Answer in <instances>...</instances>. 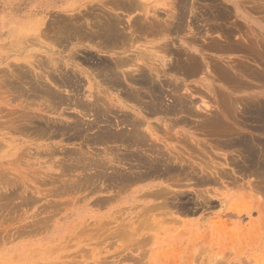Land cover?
<instances>
[{
	"label": "rangeland",
	"instance_id": "obj_1",
	"mask_svg": "<svg viewBox=\"0 0 264 264\" xmlns=\"http://www.w3.org/2000/svg\"><path fill=\"white\" fill-rule=\"evenodd\" d=\"M88 1L89 0H0V73L2 72L1 74H7L17 64L22 62L24 63V59L28 57L37 58L39 55H41L40 52L42 50L40 48L45 42L42 34L38 33L41 28V24H49L55 20L58 15H62L69 10L76 8L83 10L86 7H90L88 4L93 5L90 1V3ZM147 1L149 2V6L147 5L148 8L150 10L154 8V11L156 12L160 10V13L157 12V14L161 15L163 14L161 13V7H166V4V8L170 6V3H167L166 0ZM167 1L169 2V0ZM193 4H195L194 7L196 6V9L193 8L194 12L190 13L194 16L191 15L189 17L190 14L187 13L188 17H185V32L183 29L181 34L180 32L178 35L175 33L169 34L166 41L168 44H170V47H168L170 49L172 48L171 52L174 53L171 56L168 55L169 65L173 63V67L179 65L181 68L186 69L188 63L184 65L185 62L183 61L185 56H181V52H179L180 44H183L184 47H192L191 49H188L189 52H184V55L187 57L189 56L188 54H193V59L198 62L196 64L197 67L195 68L196 70L193 69L194 71L191 68L188 69L187 67L183 75L181 73L176 75L174 73L170 74L172 78L169 77L171 80L169 82H177L176 84L180 85L179 87L182 90L179 89V91H177L178 93L175 92L173 94V92L170 90V87H165L164 95L160 97V99L163 98V104L161 103L160 106L162 105L165 107L167 105L174 104L176 96H179L186 99L189 98V101H187L186 105H190L189 107L192 106V109L194 110L196 109V106L199 105L201 109H198V111H200L199 113L202 112L203 115H205V112L207 111H209L208 115H212L214 112V115H217L220 110H223L226 113V110L229 109L227 110V113L224 114L225 122L228 124L229 128H234V130H237L240 127L239 130L241 129L244 131L243 128L247 127L244 129L245 133H248L250 132L249 128L252 125V120L250 117L243 114L242 109L243 107L245 108L247 106V104H244L248 103L251 98L255 100V95L264 94V80L260 81V78L256 79V77L251 74L253 71H255L261 75H264V0H195ZM212 8L215 9L212 10ZM187 18L189 19L187 20ZM159 39V36H155V34H151V36L148 35V38L145 40L148 42L146 46L150 48L151 45H157V43L161 42ZM141 41L143 42L144 40ZM141 41L140 43H142ZM192 41L195 43H192ZM249 47L251 49H249ZM95 58L97 57L95 56ZM182 59L183 61H180L181 64L177 63ZM246 66L249 67V69L246 68ZM219 68L222 69V71L226 70L225 72L228 73L220 71ZM229 73H233L234 75L231 74L233 77L240 79V81L235 80L236 83L233 81L236 84L234 86V83L230 82L235 78L231 79L232 76L230 77L229 75L230 79H228L230 81V85H232L231 88L227 83V78L223 75ZM220 77L224 79H221ZM163 80H165V78H163ZM168 80H166V82ZM241 80L244 81V84L241 82ZM238 82H241L242 85ZM5 85L6 84L2 83L0 79V136L2 133L3 135L1 137L4 138H9V135H11V137L23 141L24 144L20 147V150L16 152V155H12L13 150H11V148L4 147L3 143H0V162L2 161L1 164L5 162V164L9 167L8 169L6 165L4 166L5 168L7 167V169L4 170L6 176H4L5 178H3V176L0 177V180H2L0 181V187L4 186V184H2L3 182L8 183L11 179H14L15 175L13 174L20 173L25 177L27 189L30 191L34 189L38 192V195L36 193L34 195L32 194L34 199L33 201H28L29 203L25 202L26 200L23 201L21 198H15L11 200L4 199L6 203L7 201L9 202L6 204L5 201L0 198V264H264V209L261 210V215H258V213L255 211L257 206L264 208L261 207L264 206L261 205V203L264 204V199H261L264 197H261L257 194L246 196V191L244 192V190H239L238 188H235L231 185L228 186L227 183H219L221 185L217 184L212 186H194L191 182H188L184 184L183 187H178L177 189L183 191L184 196L181 198V200L185 203V205H181L182 207L179 209V211H176L175 209L174 213L172 211V213L168 211L165 212L159 208L158 210L154 209V211H152L153 213L151 212V218L154 219V221L152 222V220H149L148 223H146V226H144V223L147 221L143 220L145 207L153 203L154 199L142 196L141 192L134 193L137 188H141V186H143L145 183H138L135 184V187L133 186L131 188H125L119 191L112 189L108 190V192L102 191L95 192L96 194L90 193V195L87 191L76 192L75 194H69L70 197L67 195H61L62 197H59L60 200H58L59 198L57 197L49 198L48 196L44 198L43 196L51 191L52 186H50V184H48L49 186L47 184L42 185V177L39 176H43V172H48L49 174L54 173V175L52 174V177L57 178L58 165H61L60 162L63 163V150L66 151V148L67 151L68 149L71 151H73V148L74 150L75 148L77 149L80 141L72 139L71 134H65V136L58 135V137L57 135L53 134V138L52 133H50V137H48V135L39 137L36 131H38L39 126H43V122H45L44 120H51V122L53 121L52 123H56L58 126L61 124L60 120L63 124L68 121L67 116H65V114L64 116H58L57 114L38 113L34 115L33 118L31 116L33 112H35L33 109L36 107L35 104L26 96L20 97V95H18L20 99L15 97L17 92L13 89L11 91ZM238 85H241L240 87L242 88H240ZM117 92L114 91L113 94H118ZM219 92L220 94H218ZM221 93L226 95L223 96L228 98L227 101H223L224 98L221 96ZM141 95H143L144 98L136 101L133 104L136 105L135 107L140 108V106L143 107L144 105H152L149 96L145 94L144 90H142ZM12 98L17 99V101L13 100ZM263 100L264 98H262V101ZM26 101L28 103V107H26ZM202 101L206 103L208 108H205V105H203ZM233 101H235L237 105L236 103L234 105ZM16 104L19 105L16 106ZM31 104L33 106H30ZM222 105L223 107L228 106L229 108H223ZM231 105L233 107H231ZM20 106L21 108L22 106H25L26 109L29 108V110L26 111L29 114L32 113L30 119L32 120L33 118L31 123H33L32 125L34 126L33 127L32 125H29V129L27 130L29 132L26 131L27 133L25 132L22 134L19 132V134L16 133L17 131L10 129L9 127H4L8 126V121H13L14 117H17L18 114H20L18 113L20 110L22 111V109H24V107L21 109ZM60 109L61 108H59L58 111ZM177 109L176 112H179L177 115L171 113L168 116L166 113H159L155 115L152 114L151 116V114L149 115L147 112L144 114L143 111H140V114L146 117V119L153 126L155 125L154 127H158V136H162L159 137L165 140L167 144L176 146L175 148H178L180 152L182 151L181 153H184V156H197V158L203 161L215 159L217 162H222L223 160L221 161V159H219L221 157V152L217 150V147L214 144L215 141H212L214 139V137H212L213 135L207 131L206 133L204 128L202 129V125L201 128L199 127L198 123H200V120L198 121L197 118L192 117V115L189 113L188 115L184 113L186 111L183 112ZM235 110L236 113H234ZM25 112V115L28 114ZM65 112L67 115L69 114L68 116L74 115L78 117L74 111L73 113L72 111ZM113 112H111V115L110 113L109 115L107 114L109 118L106 117L107 115L105 116L108 121L113 122V120L116 119L114 117L120 115L118 110ZM122 113L123 111L121 114ZM126 113L129 115L133 114L132 112ZM39 114L43 115L40 116ZM202 114H200V116ZM37 115H39L38 118L41 119H38ZM226 115H228V117ZM35 117L36 121H34ZM105 117L102 118V120L105 119ZM138 117H141V115ZM241 118H244V120ZM19 119L20 118H17L15 120ZM92 119L93 117L89 116L83 120L89 122ZM28 120L29 118L27 121ZM56 120L59 122H56ZM173 120L178 122L175 123ZM69 121H71V118H69ZM41 122L42 124H40ZM26 124L28 125V123ZM230 125L233 127H230ZM7 128L9 129L7 130ZM9 130L11 132L13 131L12 133L15 131L16 134H12ZM93 131L87 132L88 135H93ZM178 132L181 134L183 133L184 136L180 135L182 138L180 136L177 137L176 134L179 135ZM46 133H48V131ZM25 134L27 135L25 136ZM82 147H84V145ZM51 148L53 149L54 153L50 151ZM102 148L104 147L92 146L90 152H98L99 150L101 151ZM48 149L50 150L48 151ZM84 149L86 151V148ZM27 150L30 151V154L27 153ZM46 152H49L52 155L48 153L45 154ZM190 152H192V154ZM40 153H42V155L44 154V156H42ZM217 153H219V155H217ZM46 155L51 156L47 157ZM201 157L206 158L204 160ZM11 161L12 164L16 165H14L15 167L8 163ZM225 169H227L229 173H232L231 168ZM232 175L234 177L238 176L236 174ZM58 178H60V176ZM46 189L50 191L47 190V192ZM192 189L195 191L198 190V193L200 192L199 190L208 192L209 198L213 195H219V197L215 199L211 198L212 206L207 208L204 207L201 202H197L196 204ZM116 191L118 192L116 193ZM114 193L117 195H114ZM28 194H30V192ZM85 194L86 196H82ZM104 196H110L109 198L111 201L106 203L104 207H98V205L96 206V197L104 198ZM259 197H261V200L258 199ZM218 199H221V201L224 199V202L222 201L223 204L219 203ZM22 201L25 203V205ZM244 202L250 204V207H254V212L251 211V220L255 221L253 222L254 224H249L250 220L244 213H241L240 215H237V212L235 213V210L238 211L239 207L245 210L244 206L247 204ZM50 203L53 204L55 209L58 205V208L55 211L51 210L54 207ZM46 204H50L51 206H47ZM252 204L254 205L252 206ZM19 206L21 209L18 208ZM193 207H196V210H193ZM140 213L141 215H138ZM136 218L138 219L136 220ZM160 219L162 221H166H164L165 224H163L164 226H162V229L160 227V229L157 230L158 228H153L155 226H153V223L155 221L158 222ZM109 220L119 223H124L126 221L132 222L136 220V223L141 221L140 223H143L144 227L138 222L140 224V233L136 231L138 233L137 234L135 231H133L134 234L131 235V232H129L130 234L126 233L128 237L125 238V234L123 236V234L119 235L114 233L116 235H113V232L111 233L110 228L114 226L113 224L115 223H109ZM239 220L243 226V232L241 229L236 227L237 223H239ZM99 221L101 223H99ZM103 222L106 223V225L103 226ZM150 222H152L151 226L148 225ZM30 223L33 224L31 225ZM95 223L100 225L96 226ZM255 224H257V226ZM95 226L101 229L96 230ZM102 226L104 228H102ZM149 226L150 229L147 228ZM27 227H30L29 230ZM87 227H89L90 230ZM105 227H108L109 229H105ZM249 228H252V230ZM104 230L107 231H105L106 234L104 233ZM197 236L199 238H197ZM144 239L146 240L145 242H143ZM194 244H196L195 246L196 250L198 249V252H195L196 250L193 248ZM191 249H193L192 252L195 250V255L192 254V252L188 255L187 252H190ZM191 255L194 257L192 256L191 258Z\"/></svg>",
	"mask_w": 264,
	"mask_h": 264
},
{
	"label": "bare ground",
	"instance_id": "obj_2",
	"mask_svg": "<svg viewBox=\"0 0 264 264\" xmlns=\"http://www.w3.org/2000/svg\"><path fill=\"white\" fill-rule=\"evenodd\" d=\"M89 1L93 4V5L88 4L90 7H86L83 10L80 8L69 10L62 15H58L57 18L55 17L56 19L50 22L49 24H41V28L40 30L38 29L39 30L38 33L42 34L45 40L44 45H42V47L40 48L42 50L40 52L41 55H39L37 58L28 57L24 59V63L22 62L17 64L7 74H1L2 72L0 73L1 82L5 83L6 84L5 86H7L11 91L13 89L17 92L15 97H18V95H20V97L26 96L36 106L35 108H33L35 112L32 111L33 114L30 112L32 114L31 116V114L27 112L29 108L26 109V107H28V103L26 101L25 103H27V106L26 107L22 106V108L24 107V109H22L20 106L22 111L20 110L18 112L20 114H18L17 117H14L13 121L12 120L11 122L8 121L9 124L5 121L8 124V126H4L5 128L9 127L10 129H14L15 131H17L16 133L19 132L20 134H22L29 129L28 128L29 125L33 124L31 123V121L34 118V115L38 113L57 114L58 116H64L65 114V116H67L68 121L65 122L64 124L62 123L61 120H60L61 124L59 123L60 125L58 126L56 123H55L56 125L52 123L53 121L51 122L50 119H49L50 121L44 120L45 122L42 121L44 123L42 127L40 126L38 127L37 125L38 131H36V133L39 135V137L40 136L43 137L46 135L50 137V133H52V136L53 134L57 135V137L58 135L65 136V134L67 135L71 134L72 139L76 141H80V144L77 149L75 148L74 150L73 148V151L69 149L67 151L66 148L67 152L63 150L64 152L62 154L64 155L63 158L61 157L63 163L60 162L61 165H58V177L60 176V178L58 177L53 178L52 174L54 175V173L49 174L48 172L45 173L43 172V176H39L42 177V185L50 184V186L52 187L55 185L53 188L51 187V191L46 189V191L48 190L50 192L45 194L43 197L45 198L49 196V198L50 197L59 198L66 195L70 197L69 194L71 193L75 194L76 192H82V191L83 192L87 191L90 195V193L94 194L95 192H102V191L108 192V190H112V189H116L119 191L125 188H131L133 186L135 187V184L138 183L141 184L145 183L143 186L140 185L141 188L139 187L137 188V190H135L136 188L134 189L135 190L134 193L141 192L142 196L154 199L153 203L145 207V211H144L145 213L143 214L144 216L143 220L147 221L144 223L145 225L143 223H140L141 221H138L142 226L143 225L146 226V223H148L149 220L150 221L152 220V222L154 221V219L151 218V214L153 213L152 211H154V209L158 210L159 208L164 210L165 212L168 211L170 213L172 212L174 213L175 209L176 211H179V209L182 207L181 205H185V203L182 202L181 200V198L184 196L183 191H180L177 188L183 187V185L188 182L189 183L191 182L194 186H199V185L212 186V185H217L219 183L221 184L227 183L228 186L231 185L234 186L235 188H238L239 190L242 191L244 190V192L246 191L245 192L246 196L247 195L252 196L253 194L255 195L257 194L261 197H264V138H263L264 137V102H263L264 100L262 101V98H264V94L255 95L256 96L255 100L251 98V100H249L248 103L244 102L245 103L244 105L247 104V106L245 108L243 107L242 109L243 114L250 117V119L252 120L251 121L252 125L249 128L250 132L247 131L248 133H245V129L247 127H244L245 129L242 127L244 131H242L241 129L239 130L240 127L237 130L236 129L234 130V128L231 129L229 128L224 118V114H226L227 110L229 109L226 110V113L223 110H220V112L217 115L216 114L214 115L215 112L212 115H208L209 111H207L205 112V115H203L202 112L199 113L200 111H198V109L199 110L201 109L199 105L196 106V109L194 110L192 109V106L189 107L190 105L189 106L186 105L187 101H189L188 100L189 98L186 99L184 97H179V96L177 97L176 95H175L176 99L174 100L175 101L174 104L171 103L172 105H167L165 107H163L162 105L160 106V104L163 101V98H161L162 99L161 100L160 97L164 95L165 87L168 88L170 87V90L171 92H173V94L175 92L178 93L177 91L181 89L179 87L180 85L176 84L177 82H172L174 84L169 82L171 81L170 78H172L170 74L174 73L176 75L178 73H181L183 75L187 67L188 69L191 68L192 70L193 69L196 70L195 68L197 67L196 64L198 62L195 59H193L192 57L193 54L192 55L188 54L189 56L187 57L186 55H184L185 54L184 52L188 51V49H191L192 47H188V46L184 47L183 44H180L179 52H181L180 55L185 56V58L184 61L182 59L179 60V62L177 63L181 64L180 61L185 62L184 65L188 63L187 67L184 66L186 67V69L181 68V66L176 64H175L176 67H173L172 65L173 63L172 64L170 63L171 65H169L168 55L171 56L174 53L171 52L172 48L171 49L169 48L170 44H168V42L166 41L169 34L175 33L178 35L179 32L181 34L182 30L184 29V24L186 19L185 17L186 16L188 17L187 13L189 14L193 13L194 12L193 8L196 9V6L194 7L195 4H193L195 0H191V1L169 0V2L166 0L167 3H170V6L166 8L167 7L166 4V7L164 6H163L164 8L161 7V13H163L162 15L157 14V12L160 13V10L156 12L154 11V8H152L151 10L153 11H151L148 8L149 2L147 0H89ZM214 9L212 8V10ZM191 15L193 14H190L189 17ZM188 19L189 18H187V20ZM151 34L152 35L155 34V36L156 35L159 36L160 38L159 40L161 42L157 43V45L155 46L149 44L151 45V47L149 48L146 46L148 42H146L145 40L148 38V35L151 36ZM141 40H144L143 41L144 43ZM140 41L142 43H140ZM192 43L195 42L192 41ZM250 47L249 49H251ZM95 56L97 58H95ZM246 68L249 69V67L247 66ZM220 71H222V69H220ZM231 74L230 73L223 74L227 78L228 82L226 80L225 81L229 85L230 83H234L233 81L235 80L240 81V79H237V77H233L234 74L233 75ZM251 74H253V76L256 77V79L260 78V81L264 80L263 74L261 75L255 71H253ZM229 75L230 77L232 76L231 79L235 78L231 82L229 81L230 79ZM163 78H165V80H163ZM166 80L168 81L166 82ZM241 82H243L244 84V81L241 80ZM235 83L233 84L234 86L236 85ZM231 86L232 85H230V88ZM142 90H144L145 94L149 96L152 105L143 104L144 105L143 107L140 106V108H137L135 107L136 105L133 104L136 101L144 98V96L141 95ZM114 91L116 92L118 91L117 92L118 94H113ZM218 94H220V92ZM223 95L224 94L221 95L224 98L223 101H227L228 98L224 97L226 95L224 96ZM13 100L17 101V99H13ZM202 102L203 105H205V108H208L206 106V103L204 101ZM233 102L235 105L236 102L235 101ZM32 104L30 106L34 105ZM18 105L16 104V106ZM232 105L231 107H233ZM227 107L224 106L223 108H227ZM59 108L61 109L58 111ZM116 109L118 110L121 116L116 114L117 116L114 117L116 119H114L113 122L108 121L106 117L109 118L108 116L109 113L111 115V112L117 111ZM176 109L183 112L186 111L184 113H186L187 115L189 113L190 115H192V117L197 118L198 121L200 120L199 121L200 123H198L199 127L201 128L202 125V129L204 128L205 132L207 131L208 133H211V135H213L212 137H214V139L212 141H215L214 144L217 147V150L221 152L220 153L221 157L219 159H221V161L223 160L222 162H220L219 160H218L219 162H217L215 159L208 160V158H207L208 161H203L197 158V156L196 157L184 156L183 155L184 153L183 154L181 153L182 151L180 152L178 148H175L176 146L167 144L165 140L161 138L162 137L161 135H159L161 136L159 137L158 127L157 128L154 127L155 125L153 126L146 119V117L140 114V111L141 112L143 111L144 114L147 112V114L149 115L151 114V116L152 114L155 115L159 113H166L168 114V116L171 113L177 115V113L179 112L178 111L176 112ZM25 111L29 115L26 114L27 115L26 116L24 114ZM65 111H72V113L74 111L78 115V117L74 115H73L74 117L71 115L68 116L69 114L67 115ZM122 111L123 113L121 114ZM126 112L129 113L132 112L133 114L129 115ZM234 113H236V110ZM113 114L115 115L114 112ZM200 114L202 115L200 116ZM39 115L42 116L43 114L42 115L39 114ZM39 115H37V118L39 117ZM140 115L141 117H138ZM30 116L33 117L32 120L30 119ZM89 116L93 117L91 121L88 122L83 120ZM226 116L228 117V115ZM104 117L105 119L102 120V118ZM17 118L20 119L15 120ZM28 118L29 120L27 121ZM69 118H71V121H69ZM242 120H244V118ZM34 121H36V117ZM42 122L40 124H42ZM56 122L59 121L56 120ZM173 122L175 121L173 120ZM26 123H28V125ZM230 127L233 126L230 125ZM9 128H7V130ZM93 130H95L96 132ZM47 131L48 133H46ZM90 131H93V135L91 136H89L87 133ZM178 134L179 135L176 134L177 137H179L180 135L184 136L183 133L181 134L180 132H178ZM2 135L3 133L1 134V136ZM26 135L27 134H25V136ZM1 136H0V143H3V146L6 148H11V150H13L12 155H16V152L20 150V147L24 144L23 141H20V139H15L11 137V135H9L10 136L9 138H4ZM83 145L84 147H82ZM92 146H103L104 148H102L101 151L99 150L98 152L91 153L90 149ZM84 148H86V151ZM49 150L50 149H48V151ZM50 151L53 152V149L51 148ZM27 153L30 154V151H28ZM47 153L51 154L49 152H46L45 154ZM190 153L192 154V152ZM40 154L42 155V153ZM217 155H219V153H217ZM42 156H44V154ZM46 156L50 157L48 155ZM205 158L206 157H203L202 159L205 160ZM1 162H0V177L3 176V178H5L4 176H6V173L4 170H6L8 166L5 164V162H3V164H1ZM8 163L12 164V161ZM5 165L7 166L6 168L4 167ZM12 165L14 166L15 164ZM225 168H231L232 173L231 172L229 173ZM232 174H236L238 176L234 177ZM13 175H15L17 179L14 177V179H11L10 182H8L9 184L5 182L3 183L1 182L2 184H4V186L0 187V198L3 200L21 198L23 201L26 200L25 202L27 203L33 201L34 199L33 195L35 193L38 195V192L35 191L34 189L32 191L27 189L25 177L22 176L20 173H15ZM7 191L8 192L10 191L11 193L10 192L8 193ZM118 191H116V193ZM197 191L195 190L192 191L194 194L193 197H195L196 200V204L197 202L198 203L201 202L202 205L207 208L212 206L211 198L215 199L219 197V195L218 196L213 195L212 197L209 198L208 192L204 190H199L200 192L198 193ZM29 192L30 194H28ZM116 193H114V195H117ZM82 196H86V194ZM109 197H105V196L104 198L96 197L97 198L95 199L96 206L98 205V207L99 206L104 207L106 203L111 201ZM261 197H259L258 199H260ZM58 200H60V198ZM218 201L219 203L223 204L224 199L222 200L223 202L221 201V199H218ZM7 203L9 202L7 201ZM52 203L50 204L53 206ZM244 203L247 204L246 206H244L245 210L239 207V210L238 211L235 210V213L237 212L236 213L237 215L244 213L245 215H247L248 219L250 220L249 224H252L253 222H255L251 220V211L254 210V207H250V204L246 202ZM23 204L25 205L24 202ZM50 204L49 205L46 204V205L51 206ZM253 205L254 204H252V206ZM261 205L264 204L261 203ZM20 206L18 208L21 209ZM57 206L56 209L58 208ZM56 209L54 207L51 210L55 211ZM262 209L264 208H260L259 206H257V209L255 211L256 213H258V215H261ZM193 210H196V207L195 208L193 207ZM138 215H141V213ZM137 219L138 218H136V220ZM136 220L132 222L126 221L124 223L123 222L119 223L116 221L109 220L108 221L109 223L112 224L113 222L115 223L113 224L114 226L110 228V231L111 233L113 232L112 233L113 235L123 234L124 236L125 234V238H126L128 237L126 233L130 234L129 232H131V235H133L134 234L133 231H135V233H137L136 231L139 232L140 224L138 222L136 223ZM160 220L158 222L155 221L157 222V223L154 222L155 224L153 223V226L155 225L153 228L156 229L158 228L157 230H159L161 227L162 229V226H164L163 224H165L164 221L166 220L164 221L161 220V222ZM152 222H150V224L148 225L151 226ZM240 222L241 221L239 220V223H237L236 227L238 229H241L243 232V226L241 225ZM99 223L101 222L99 221ZM30 224L32 225L33 223ZM95 224L96 226L100 225L97 223ZM104 225H106V223L103 222V226ZM255 225L257 226V224ZM103 226L102 228H104ZM150 226L147 228L150 229ZM87 228L89 229V227ZM106 228L109 229L108 227H105V229ZM95 229L97 230L99 229V227L98 228L96 227ZM249 229L252 230V228ZM105 231L106 230H104V233ZM197 238L199 237L197 236ZM145 239L143 242L146 241ZM195 245L196 244H194L193 248L196 250ZM192 250L193 249H191L190 252L189 251L187 252L188 255L189 253L192 252ZM194 251L192 252V254L195 255ZM195 252H198V249ZM192 256L193 255H191V258Z\"/></svg>",
	"mask_w": 264,
	"mask_h": 264
}]
</instances>
